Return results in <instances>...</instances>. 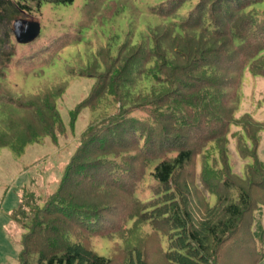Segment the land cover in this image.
<instances>
[{
	"label": "trees",
	"instance_id": "16d2710c",
	"mask_svg": "<svg viewBox=\"0 0 264 264\" xmlns=\"http://www.w3.org/2000/svg\"><path fill=\"white\" fill-rule=\"evenodd\" d=\"M74 2L0 0L4 44L12 46L5 75L26 70L40 53L79 44L111 0H89L79 26L44 44L16 41V19L41 17L45 4ZM144 13L140 32L131 28L121 43L96 45L69 69L96 80L80 105L95 116L58 190L42 204L35 191L23 190L11 214L25 231L19 264H226L245 217L258 211L230 173L227 146L232 126L241 127L238 152L253 160L246 176L263 177L264 124L250 115L236 120L235 112L245 70L264 76V0H166ZM64 83L0 96V149L19 153L64 133L57 107ZM262 232L250 234L255 264L264 259L257 249ZM94 238L112 243L108 257L96 251Z\"/></svg>",
	"mask_w": 264,
	"mask_h": 264
},
{
	"label": "rangeland",
	"instance_id": "374dc122",
	"mask_svg": "<svg viewBox=\"0 0 264 264\" xmlns=\"http://www.w3.org/2000/svg\"><path fill=\"white\" fill-rule=\"evenodd\" d=\"M163 1L166 0H111L108 9L92 16L90 24L82 31V40L79 44L67 45L62 50L51 51L43 55L40 53L39 59L30 63V60L24 61L27 65L29 64L26 70L11 69L7 71V75H5L3 66H7L5 57H8L12 51V46L4 44L1 26L0 96L10 95L18 98L42 90L48 85L62 82L68 84V88L57 101L65 131L58 135L56 141L46 138L42 142L29 144L19 153L9 148L0 149V264H19L25 231L13 221L11 214L20 207L23 190L27 188L35 191L37 203H45L46 199L58 190L67 166L80 145L82 134L90 121L94 119V112L80 105L90 96L96 80L73 75L69 69L78 67L80 59H88L90 54L95 52L96 45L106 44L108 41H113L114 44L121 43L131 28L140 32L145 19V9ZM88 2L89 0H75L74 4L68 6L45 4L42 7L41 17L21 16L15 21L26 19L29 22L40 23L39 44H44L52 37L60 36L79 26ZM91 11L92 8H87V15L89 13L92 15ZM153 16L151 18L158 22L159 19ZM147 19L148 16H146V21ZM131 23L134 25L132 26ZM87 47L93 50H87ZM38 50L42 52L47 48L44 50L43 46ZM3 77L6 78L3 80ZM238 93L239 103L235 119L250 115L264 124V76L253 75L247 68ZM243 135L245 133L241 127L232 126L227 146L230 173L238 182L243 183V187L253 200L254 208L258 211H254L248 219L245 217L243 222L245 230L236 242L232 245L230 243V251H227L224 260L226 264H255L250 254L253 245V238L250 234L257 232L259 238L261 231L264 230V184H262L264 174L260 178L253 175L248 176V174L246 176V168L253 164V160L242 158L238 152L237 141ZM213 146L216 147V144ZM247 146L251 148L248 140ZM216 154L218 157V148ZM258 156L264 162V130L260 133ZM200 164L201 161L199 169ZM197 184L202 187L199 181ZM207 198H209L208 195ZM210 200L214 203L215 198L210 197ZM262 233L263 238L257 243V249L258 253L264 255V232ZM94 245L100 255L104 257L110 255L112 243L108 239L94 238ZM157 259L158 255H152L150 262L153 263ZM260 264H264V259Z\"/></svg>",
	"mask_w": 264,
	"mask_h": 264
},
{
	"label": "water",
	"instance_id": "95a60500",
	"mask_svg": "<svg viewBox=\"0 0 264 264\" xmlns=\"http://www.w3.org/2000/svg\"><path fill=\"white\" fill-rule=\"evenodd\" d=\"M13 32L19 44L27 45L33 43L40 37L41 25L38 22L19 19L14 23Z\"/></svg>",
	"mask_w": 264,
	"mask_h": 264
}]
</instances>
